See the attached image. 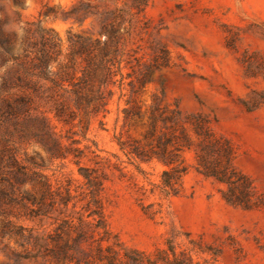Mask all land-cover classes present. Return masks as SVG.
<instances>
[{"label":"rangeland","instance_id":"374dc122","mask_svg":"<svg viewBox=\"0 0 264 264\" xmlns=\"http://www.w3.org/2000/svg\"><path fill=\"white\" fill-rule=\"evenodd\" d=\"M141 1L0 0V141L1 95L40 36L59 42L51 71L69 34L100 37L76 8L109 10L119 38L104 106L39 103L65 158L19 147L52 192L44 215L9 217L44 244L2 237L0 221V264H264V0Z\"/></svg>","mask_w":264,"mask_h":264},{"label":"trees","instance_id":"16d2710c","mask_svg":"<svg viewBox=\"0 0 264 264\" xmlns=\"http://www.w3.org/2000/svg\"><path fill=\"white\" fill-rule=\"evenodd\" d=\"M140 5H146V1L135 4V7ZM86 6L92 7L89 4ZM107 12L110 11L76 8L74 13L77 16L97 18L100 37L92 39L91 36L76 35L74 39L69 34V60L59 63L55 71H51L49 66L51 59L60 53L59 42H56L54 37L40 36L32 44L36 47L37 54L30 59L27 66H21L15 86H11L16 92H9L10 96L1 95V116L6 119L4 124H7L0 141L2 237L16 235L22 245L31 239L33 248L38 250L44 244L42 237L34 235L31 231L28 236H24V228L15 226L9 217L12 208L18 209L17 215L31 219L44 215L52 192L46 175L36 170L40 164L34 157L28 156L26 151L20 156L19 147L33 140L51 158H65V147L51 131L45 111L40 110L39 103L52 106L50 111L55 110L56 117L69 108L68 99L72 100L78 109L86 108L92 103L93 109H98L106 104L101 88L112 74L111 66L118 53L119 42L117 30L106 19ZM192 127L194 133L203 137V140H209L212 136L209 129L202 130L203 126L198 122H192ZM212 142L218 144L220 140L215 139ZM76 151L75 157L78 158L80 154L77 149ZM225 171L226 169L205 168L204 174L220 182H227ZM28 184L31 185V190L26 188Z\"/></svg>","mask_w":264,"mask_h":264}]
</instances>
